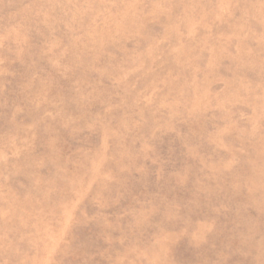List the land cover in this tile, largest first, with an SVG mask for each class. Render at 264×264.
Wrapping results in <instances>:
<instances>
[{
	"label": "rangeland",
	"instance_id": "374dc122",
	"mask_svg": "<svg viewBox=\"0 0 264 264\" xmlns=\"http://www.w3.org/2000/svg\"><path fill=\"white\" fill-rule=\"evenodd\" d=\"M0 264H264V0H0Z\"/></svg>",
	"mask_w": 264,
	"mask_h": 264
}]
</instances>
